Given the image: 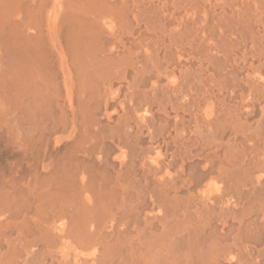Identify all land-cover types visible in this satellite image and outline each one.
Returning a JSON list of instances; mask_svg holds the SVG:
<instances>
[{
    "label": "bare ground",
    "instance_id": "6f19581e",
    "mask_svg": "<svg viewBox=\"0 0 264 264\" xmlns=\"http://www.w3.org/2000/svg\"><path fill=\"white\" fill-rule=\"evenodd\" d=\"M29 1L0 0V264H264V110L261 108L264 101L257 95H264V75L243 78L246 85L241 89L250 99H243L238 108L240 103L233 104L229 91L240 88L237 75L245 56L240 59L243 55L239 56V48L235 55L237 51L240 58L236 61L232 56L234 64L240 62L237 63L239 68L233 63L228 65L231 44L263 48L264 0H171L178 25L173 17L172 20L179 26L182 40L196 45L197 53L195 48L194 52L209 64L203 65L219 76H207L206 71L204 76L200 70L202 65L198 69L201 58L197 57L200 61L196 62L193 50L189 51L193 46L184 48L182 44V51L186 49V53L193 55L188 60H194V65L198 63L197 76L186 71V76L182 73L183 82L194 83L195 78L199 88L214 79L224 82L229 90L214 92L210 87V92L203 95L199 89L202 97L196 101L194 97L193 102L188 99L187 104L190 103L182 105V113L178 108V92L182 89L171 86L175 82L173 68L178 66L179 60L168 50L165 57L168 62H163V66L173 68L163 70L154 50L161 47L155 45L161 41L156 39L164 28L161 25L164 17L160 18L159 13L162 6L158 7L161 2L158 6L154 0H135L136 5H132L134 1L125 2L136 7L138 13L147 11L145 14L151 15L144 16L150 23L163 27L157 31L158 25L154 30L158 33L156 38L151 33H154L152 28L146 25L149 21H140L145 24L143 29L150 28L147 30L157 42L153 43L152 50L153 44L146 41L151 44L150 53L136 52L139 54L136 64L143 63L140 65L145 72L141 71L146 75L138 79L137 86L142 91L138 90L133 99V94L127 96L131 92L127 93L129 85V89L123 87L127 94L123 98L116 95L117 89H113L116 86L112 87L110 80L103 83V79L111 76L107 77V72L105 76V71L110 70L105 64L112 66L114 58L111 64L106 54L109 37L99 24L97 26V18L94 22L89 18L93 16L88 15L95 10L100 12L103 0H36V5ZM167 7L170 5L162 10L166 12ZM106 8L110 11L109 6ZM121 8L118 13L123 15L125 8L124 11ZM114 15H110L111 19ZM136 17L131 20L139 24L134 21ZM165 19L170 21L164 18L163 22ZM55 24H58L57 32L56 28L53 32ZM124 26L121 25L123 29ZM136 29L133 30L138 33ZM143 32L142 38L148 34ZM50 36L58 44L60 38L66 42L69 60L57 61L60 52L56 54V61L52 58L56 52L50 48L54 49L52 43H48ZM166 37H162L164 43ZM131 39L128 37L127 41ZM208 39L212 44L206 43ZM63 46L59 49L62 47V52L66 49L63 50ZM55 49L57 51L58 46ZM117 52L120 53L119 49ZM259 55L260 59L263 55V60L264 50L260 49ZM123 63L126 66V61ZM249 63L247 71L257 72L256 62L254 69ZM136 64L131 62V66ZM226 65L232 75L228 77L227 73L222 80L219 74ZM189 67L186 64L185 68ZM258 69L264 74V63ZM135 74H139L136 69ZM111 82L114 84L116 80ZM189 89L191 91L192 87ZM238 93L240 95V91ZM199 94L196 95L199 97ZM135 97L139 101L137 108ZM131 100H134L131 103L134 108L129 107ZM226 101L231 107L224 103ZM221 103L230 111L226 112L224 106L222 113ZM256 107L260 108L255 111ZM252 113L261 115L262 120L255 117L259 122L254 121L255 125L249 127L246 122ZM130 123L136 126V138L131 137L136 134L131 135L130 126L135 127ZM179 124L185 125L182 129H186L188 139L176 149H171L173 144L167 149L163 137L170 136L174 129L177 132ZM143 129L148 131V139ZM183 130L177 133L183 135ZM254 136H260L259 140L252 139L255 146L248 144L252 142L251 137L256 138ZM177 139L172 140L175 146L181 144ZM220 153L223 157L217 156ZM184 171L189 172L186 180H183ZM176 174L183 175L179 178L182 181Z\"/></svg>",
    "mask_w": 264,
    "mask_h": 264
},
{
    "label": "rangeland",
    "instance_id": "374dc122",
    "mask_svg": "<svg viewBox=\"0 0 264 264\" xmlns=\"http://www.w3.org/2000/svg\"><path fill=\"white\" fill-rule=\"evenodd\" d=\"M154 1H155V3L157 4V6H158V3L161 2L164 6L161 5V3H160V5H159L158 7L160 8V6H162V7H163V10H165L164 8H165L166 6H169V5H170V7H171L172 5L174 6V3L171 5V3L174 2L173 0H172V2H171V0H169L170 2H169L168 0H166V1H165V0H164V1H163V0H160V1H158V0H154ZM156 1H157V2H156ZM29 2H30L31 4L34 3L33 5H36V4H37V3H36V2H37L36 0H34V1H33V0H30ZM163 2H164V3L166 2V3H165L166 6H165V4H164ZM35 3H36V4H35ZM167 4H169V5H167ZM135 5H136V2H135ZM162 7H161L160 10H159V11H160V14H161V15H160L161 18H163V17H164V18H169L170 21H169L168 19H165L167 22H166V21L163 22V20H164V18H163V19H161V20H162V23H161V24H164V23L166 22V23H167V24L165 23V25H167V26H166V29L169 28L168 30H169L170 32H172V30L174 31L175 29H178V30H179V26H176V24L178 25V21H176L177 23L175 22V19L178 20V19H177L178 15H177L176 11L173 9V8H175V6H174L173 8H172V7H171V8H170V7H167L168 9H166V12L162 10ZM169 8H170V9H169ZM167 10H171V11L173 10V11H175V12H173V11L170 12V11H167ZM164 12H165V13H164ZM168 12H170V13H168ZM162 13H163V14H162ZM175 13H176V15H174ZM167 14H168V15H167ZM169 14H171V15L173 14V16H171V15H169ZM163 15H164V16H163ZM137 16H139V18L136 17V18H137V19H136V20H137L136 23H137V22H140V21H142V23L147 22V21L145 20L147 16L145 17V16L142 15L143 17H145L144 19H143V17H142L141 15H137ZM167 16H168V17H167ZM170 16H171V17H170ZM174 16H175V17H174ZM176 16H177V17H176ZM140 17H141V19H140ZM172 17H173V19H174V22L176 23L175 25H174V22H173V20H172ZM139 19H140V20H139ZM143 20H144L145 22H144ZM100 21H101V18H100ZM170 22H171V23L173 22V23L170 24V25H168V23H170ZM140 23H141V22H140ZM140 23L137 24V26H138L137 29H138V30L136 29V30L138 31V33L140 34V36H139V34L136 33V42L138 43V44L136 43V52L138 51L137 53H139V52H141V51H142V52H143V51H146V52L149 51L148 53H150V52L153 50V48H155L153 43H156L157 41L161 40V41H159V43L157 42L155 46L158 47V46H157V44H158V45H160L161 47H165V50L162 49L161 47L158 48V49L161 51V53H160V51H159L157 48L154 49V50H156V53H157V50L159 51L158 54L161 55V56L159 55V56H160L159 59H160V61H161V63H162V66H163V64H165V63H163V62H166V60H165V58H164V54H165V52H166L169 48H171L170 46H172V45L174 44V43L172 44V41H171V39H170V36H169V32H168V30L166 31L168 34H167V33H166V34L163 33V32H165V31H161V33L158 34L157 32L155 33V31H154V30H156V29H152V30L154 31V33H153L152 31H151V33L154 34V36H155L156 38H157V34H158V36H159V38L156 39V40H157V41H156V40H155V37H154V36L152 37V34H151L150 32H148V30H147V29H150V28H148V27H150L149 22H147L148 24H146V25L148 26V27H147V26L145 27L146 30L143 29L144 27H142V26H144L145 24H142V23H141V24H142V25H141ZM165 25H163L164 28H165ZM174 26H176V28H175ZM139 27H140V28H139ZM141 27H142V29H141ZM170 27H171L172 29H171ZM173 27H174V28H173ZM162 28H163V27H162ZM162 28H161V29H162ZM170 29H171V30H170ZM139 31H141V32H139ZM142 31L145 32V33L143 32V34H147L146 32H148L147 36L149 37V39H148L147 36H146L147 38H146V37H143V38H142V36H141ZM149 31H150V30H149ZM157 31H158V30H157ZM175 31H176V30H175ZM175 31H174V32H175ZM176 32H178V36H180V33H181V32H179V31H176ZM149 33H150V34H149ZM162 33H163V34H162ZM164 34H165V36H164ZM181 34H182V33H181ZM112 36H113V37H112ZM112 36H111V37H112V38H111V41L114 42V43H115V42L117 43V40H115V39L117 38V36H116V35H112ZM166 36H168V37H166ZM139 37H140V39L138 40ZM162 37H163V38L166 37V39H165V43H166V44L164 43V39H163ZM113 38H114V39H113ZM144 38H145L146 40H145ZM150 38H151V39H150ZM232 38H234V37H232ZM53 39H55V38L51 37V39H50L51 41L49 42L50 44L52 43L51 45L54 46V49H52L53 47H50L51 50H52L53 52H56V53L52 56V58H53L55 61H56V59H58L57 61L69 60V59H70V58H69L70 56H68L67 53H66L67 49H65V48H66L65 45H64L65 43H64L62 40H61V41L58 40V41L61 42V43L59 42L60 46H61V45H62V46L64 45V46H63V50L65 49L64 52L66 53V56H65L66 59H65V58L63 59V56L65 55V53L62 52V47H61V50H59V49H60V46H59V44L57 43V40H53ZM112 39H113V40H112ZM142 39H143V42L141 41ZM153 39H154V40H153ZM167 39L169 40V42H168ZM52 40H53V41H52ZM144 40H145V41H144ZM150 40H152V41H154V42H152V41H150ZM209 40H210V39H208V40L206 41V43H207V44H212L213 41H211V40L209 41ZM231 40H233V39H231ZM54 41H55L56 43H55ZM146 41H147V42H151V43L153 44L152 47H151L152 50H151V48H149V47H150L149 45H151V44H148ZM181 41H182L183 43H182ZM53 42H54V43H53ZM141 42H142L143 44H142ZM145 42H146V44H148V46H147L148 48L145 46V45H146ZM162 42H163L165 45L163 44V46H162V45H161ZM170 42H171V44H170ZM185 42H186V41L181 40V36H180V42L176 43L177 45L172 47L173 50H174V47H175V50H174V51H175V54H176L177 60H179V61H178V66H174L175 68H173V67L170 65V69L167 68V66H168L167 64L163 66V70H164V68H166L165 70H168V71L171 70L172 68L175 69V71H174L175 82L173 83V86H174L176 89H177V88H181L182 90H184V93H185V94H186V92H187V94H188V95H185L184 93H181L182 90H181L180 92H178V93H179L178 95H179V97H180V103H181L180 106H179L180 109H181V113H182V108H181V106H182V101H183L185 104H187L188 99H189V101L191 102V101H194V97H195V101H196L198 98H200V96L202 97V94H203V95H206L208 92H210V91H209L210 87H211L210 90H211V91L214 90V92H216V91H218V90H219V91H225V90H226V91H229V90H227V88H225V83H224V82H223V83H219V82H217V81L214 80V79H213V81L208 80V81H207L208 84L205 82L207 85H206L205 83L201 84V86H199V88H197L196 83H197L198 81H197L195 78L192 79V80L196 81V82H194V83H193V81H192V82L190 81V83H188L187 80H185V82H183L184 77H185L186 74H188V73H190V74L193 73V74H194V75L192 74L193 77H194V76H197L198 72H197V69H195V68H197L198 63H199L198 61H200V59H197V60H196V58H197V57H198V58H199V57L201 58V55H199V53L196 54V53H197L196 45H193V43L191 44L190 42H186V43H185ZM62 43H63V44H62ZM139 43H140V45H139ZM160 43H161V44H160ZM167 43H169L170 45L167 44ZM180 43H181V44H180ZM187 43H190V45H189V44L187 45ZM54 44H55V45L58 44V45H57V46H58L57 51H55V50H56L55 47H57V46H55ZM141 44H142V46H141ZM182 44H183V45L185 44V45H184V48H185V47L187 48V47L193 46V47H190V48H189V51H190V50H193L194 48L196 49V50L194 49V50L196 51V53L194 52V50L192 51V54H193V52H194V54L196 55V56L193 58L194 60H196V62H198L196 65H194V64L196 63L194 60H193V61H194L195 63H192L193 61H191L190 58H189L190 60H188V57H190L191 54L189 55L190 52L186 53V49H184V48H183V49H184L185 51H182V46H183ZM194 44H195V43H194ZM241 44H242V43H241ZM51 45H50V46H51ZM166 45H167L169 48H168ZM239 45H240V44H238V45L233 44V46H232V44H231V46L229 47L230 57H229V60H228V62L230 63V64H228V65H231V64L234 62V60L232 59L233 57H235V60H236L237 57H238V59H239V58L241 57V55H243V56H242L240 59L244 58V56H245V59H243V60H244L243 62L240 61V62H241V63H240L239 61L236 62L237 60L235 61L236 67H237V65H239V64H237V63H240V65H239L240 68L237 67V68H239V70H240V72H239V74H238L239 76L237 75V77H238V84L240 85V88H239V87H234V88H233V89L236 90L237 92H236V91H233V90H231V91H233V92L229 91L231 97L233 98V99H232V102H234L233 104L236 105V104L240 103V104L237 105L238 108H240L239 105L241 106V101H242L243 99H248V100L250 99V98H248V97H247V98L245 97L246 94H245V92L243 91V89H241L242 85H243V86L246 85V80L243 79V78H244L245 76H246V78H247V76L250 78V77H260V76H263V75H264V74L262 73V71H261L260 69H258L259 67H262V64L264 63V59L262 60L263 55H262V58H261V59H260V55L258 56V52H259V50H260V49H261V50H264V45H263V48L260 47V49H258V48L255 47L254 45L247 44V46H246V44L243 43V44H242V45H244L243 47H245L246 49L248 48V50H247V53L249 52L248 54H247L246 51H245L246 49L243 48L242 45H241V47H239ZM249 45H250V46H249ZM143 46H144L145 48H144ZM248 46H249V47H248ZM253 46L255 47V49H253ZM111 47H112V46H111ZM139 47H141L142 49L139 48ZM235 47H236V48H235ZM238 48H239V49H238ZM236 49H238V51H240V54L236 51L237 55L239 54L240 57L237 56V55H235V50H236ZM241 49H243V50L245 49V50H244V53H246V55L243 53V51H242ZM249 49H250V50H249ZM140 50H141V51H140ZM150 50H151V51H150ZM163 50H164L165 52H163ZM187 50H188V49H187ZM251 50H252L253 52H250ZM254 50H257V51L254 52ZM181 51L184 52V54H183ZM57 52H60V53H62V54L64 53V54H63V55L61 54V56H60V53L57 54ZM142 52H141V53H142ZM154 52H155V51H154ZM162 52H163V55H162ZM179 52H181L182 55H180L181 53L179 54ZM137 53H136V55L138 56L140 53H139V54H137ZM56 54H57L58 57H56ZM186 54H188V56H185ZM249 54L252 56V58H251V56L249 57ZM254 54H255V55H254ZM178 55H180V56H178ZM198 55H199V56H198ZM253 55H254V56H253ZM67 56H68V57H67ZM232 56H233V57H232ZM257 56H258L259 59L256 60L255 57L257 58ZM55 57H56V59H55ZM182 57H183V58H182ZM185 57H186L187 59H186ZM191 57H193V55H191ZM248 57H249L251 60H249ZM253 57H254L255 62H256V65H255V66H257V67L253 66V65L255 64V62L253 63V61H252ZM163 58H164V60H163ZM202 58H203V57H202ZM202 58H201V61H200V63H199V67H198V69H199L200 66L202 65V68L200 69V70H202L201 73H202V74L204 73V74H203L204 76H206L205 74L208 73L207 76H208V75H209V76L213 75L214 77L216 76V78H218L219 76L217 77V74H216V73H213V74H212V73H211L212 71H211V70H208L209 67H206V66H208L209 64L207 65L206 60H205L204 58H203V59H204L205 61L202 62ZM230 58H231V60H230ZM59 59H60V60H59ZM254 59H253V60H254ZM137 60H138V59H137ZM180 60H182V61H180ZM258 60H260V63H259ZM261 60H262V61H261ZM183 61H184V63H183ZM249 61L251 62L252 69H254V67H255V69L257 68V72H256L255 70H254V72H253L251 69H249V71H247V66H248ZM186 62H187V63H186ZM245 62H248V63H245ZM137 63H138V62H137ZM179 63H180V64L182 63V65H180ZM190 63H191V65H192L191 67H189V66H190ZM205 63H206V64H205ZM186 64H187V66H188L189 68H185ZM203 64L206 65V66H204ZM233 64H234V63H233ZM233 64H232V65H233ZM235 64H234V65H235ZM241 64H242V66H241ZM243 64H244V65H243ZM249 64H250V63H249ZM257 64H258V65H257ZM260 64H261V66H259ZM228 65L225 66V68L227 69V71H226V69H225V70L223 69V70L221 71V74H219V75L222 76V78H221L222 80L225 78V76L227 77V75H228V77H229L230 74H231V73H230V74L228 73V68H227ZM140 66H141V65L138 63V64H137V70H140ZM182 66H183L185 69H183ZM194 66H196V67H194ZM244 66H245V67H244ZM251 66H250V68H251ZM63 67H64V66H63ZM168 67H169V66H168ZM171 67H172V68H171ZM179 67H180V69H179ZM192 67H193V68H192ZM241 67H242V69H241ZM248 67H249V66H248ZM176 68H177V69H176ZM245 68H246V70H245ZM181 69H182V70H181ZM193 69H194V71H193ZM205 69H206V70H205ZM183 70H184V71H183ZM195 70H196V72H195ZM244 70H245V72H243ZM259 70H260L261 73L259 72ZM177 71H178V73H177ZM180 71H181V72H180ZM186 71H187L188 73H187ZM205 71H206V73H205ZM207 71H208V72H207ZM224 71H225V75H224ZM241 71H242V73H241ZM179 72H180L181 74H180ZM194 72H195V73H194ZM247 72H248V73H247ZM255 72H256L257 74H255ZM258 72H259V73H258ZM176 73H177V74H176ZM182 73H185V74H184L185 76H183ZM227 73H228V74H227ZM249 73H250V74H249ZM178 74H179V75H178ZM215 74H216V75H215ZM226 74H227V75H226ZM241 74H243V75H241ZM246 74H248V75H246ZM258 74H259V75H258ZM260 74H261V75H260ZM66 75H67V73H66ZM69 75H70L71 77H73V76H74V73H73L72 71H70V72H69ZM160 75H161L162 78H165V77L168 78L167 75L164 76L165 74H160ZM231 75H232V74H231ZM178 76H179V77H178ZM182 76H183V77H182ZM221 76H220V77H221ZM241 76H242V77H241ZM177 77H178L179 80H181L180 82H179V80L177 79ZM240 77L242 78V80H241ZM177 81H178V83H180V84H178ZM239 81H241L242 84H240ZM244 81H245V83H244ZM101 82H102V81H101ZM186 82H187V83H186ZM103 83H104V82H103ZM192 83H193V84H192ZM185 84H186V86H185ZM187 84L189 85L188 89H187ZM194 84H195V85H194ZM220 84H221V85H220ZM222 84H223V85H222ZM183 85H184V86H183ZM199 85H200V84H199ZM204 85H205V87H204ZM208 85H211V86H208ZM176 86H177V87H176ZM190 86L192 87L193 92H192V90L190 91V89H189V88H191ZM223 86H224V88H223ZM195 87L198 89L197 92L195 91V90H196ZM202 87H203V89H202ZM208 87H209V88H208ZM193 88H194V89H193ZM212 88H213V89H212ZM237 88H238V90H237ZM128 89H129V88H128ZM199 89H201V91H202V94H201V91H200V94H201V95L199 94ZM204 89H208V90H204ZM223 89H224V90H223ZM102 90H106V89H102ZM130 90L132 91L131 88H130L128 91H130ZM178 90H180V89H178ZM178 90H177V91H178ZM185 90H186V92H185ZM188 90L190 91V95H189V91H188ZM125 91H126V90H125ZM128 91H127V92H128ZM206 91H207V92H206ZM239 91H240V95H239V93H238ZM195 92H196V94H197V93L199 94V97H198V95L195 94ZM204 92H206V93H204ZM241 92H242V93H241ZM191 93H194V95L191 96ZM234 93H236V94H234ZM237 93H238V94H237ZM183 94H184V95H183ZM233 94H234L235 96L237 95V96H236V99H235V97H233ZM195 95H196L197 97H196ZM242 95H243V96H242ZM257 95L260 97V98H259L260 100H263V101H264V95H260V94H257ZM185 96H186V97H185ZM258 96H255V99H256ZM131 97L133 98V96H131ZM131 97H130V98H131ZM187 97H188V98H187ZM243 97H245V98H243ZM182 98H183V100H181ZM184 98H185V99H184ZM196 98H197V99H196ZM240 98H241V99H240ZM190 99H191V100H190ZM237 99H238V100H237ZM255 99H254V100H255ZM236 100H237V101H236ZM239 100H240V102H238ZM256 100H258V99H256ZM132 101H133V100H131V101L129 102V104L133 103ZM252 101H253V100H252ZM224 103H226V105L228 104L227 106H229V104H230V103H228L227 101L224 102ZM224 103H221V104H220V105H221V108H220L221 110H220V111H221L222 113L225 112L224 110H227L226 112H229V111H230V110L228 111L229 107H226ZM131 105H132V104H131ZM220 105H218V107H220ZM262 105L264 106V102L262 103ZM262 105H261V106H262ZM129 106H130V105H129ZM137 106H138V105H136L135 108H136ZM224 106H225V107H224ZM261 106H260V107H261ZM263 106H262L261 108H263V110H264V107H263ZM130 107L134 108V105H132V106H130ZM179 107H178V108H179ZM223 107H224V110H222ZM230 107H231V104H230ZM260 107H256L257 109H255V111L258 110ZM226 108H227V109H226ZM221 112H220V113H221ZM263 112H264V111H263ZM263 112H262L261 115H263ZM181 113H180V114H181ZM255 113H256V112H255ZM255 113H252V116H251L250 119H249L250 121L248 120V121L246 122V123L249 125V127H251L252 124H253V126H254L256 123H258L259 121L262 120V118L259 117V116H261V115H256ZM183 114H185V113H183ZM253 116H254V117H253ZM184 117H185V116H184ZM255 117H259V118H260V119L258 118V120H259L258 122H257V118H255ZM262 117H263V119H264V115H263ZM254 118H255V120H254ZM252 120H253V121H252ZM240 121H242V122H240ZM254 121H255V122H254ZM253 122H254L255 124H254ZM239 123H244V122H243V120H239ZM129 125H134V123H132V124L130 123ZM253 126H252V127H253ZM130 127H132V128H130V130L132 129V131H133V133H132V132L129 130L130 133H131V135H132V134H136L135 137H133L134 135H132L131 137H132V138H136V136H138L137 131H136V130H137V129H136V126L134 125L135 129L133 128V126H130ZM184 127H185V125H184V126H181V125H180V126H178V128H177L176 130H178V131L181 132V131L183 130L182 128H184ZM180 128H181V130H180ZM171 129H172V128H171ZM171 129H169V132L172 131ZM143 130H145V129H143ZM185 130H186V129H185ZM185 130H183V132H184ZM135 131H136V132H135ZM173 131H174V132H171V133H170V136L164 135V137H163V141H165V143H166L165 146H166L167 149L171 147L170 144H173V145H174V142H173V141L177 139L176 137H178V139H177L178 142H179V139H180V142H179V143H181V144H180V145L178 144V145H176V146L174 145V148H173V145H172L171 149H176V148H178L179 146H182V142H185V141L188 139V138H186V137H188V134L186 133V131L183 133V135L181 134L182 132H181V133H180V132L177 133L178 131L176 132L175 129H174ZM134 132H135V133H134ZM142 132L144 133L145 136H147L146 138L148 139V131L145 130V131H142ZM146 132H147V133H146ZM149 133H150V130H149ZM172 133H173V134H172ZM176 133H177L178 136L176 135ZM185 133H186V134H185ZM238 133H239V132H237V134H238ZM146 134H147V135H146ZM179 134H181V135H179ZM190 134H191V133H190ZM240 134H241V132H240ZM240 134H239V135H240ZM171 135H172V136H171ZM186 135H187V136H186ZM173 136H174V137H173ZM182 136H183V138H182ZM131 137H130V138H131ZM142 137H144V136L142 135ZM167 137H168V139H167ZM169 137H170V138H169ZM179 137H181L182 140H181V138H179ZM184 137H185V138H184ZM254 137H256V136H254ZM257 137H258V136H257ZM257 137H256V138L251 137V141H252V139H255V140L257 139V140H259V139H260V138H259L260 136H259L258 138H257ZM132 138H131V140H133ZM144 138H145V137H144ZM175 138H176V139H175ZM147 139H146V140H147ZM134 140H135V139H134ZM172 140H173V141H172ZM255 140H253L252 142H248V144L255 146V145H254V144H255V143H254ZM168 143H169L170 146H168ZM252 143H254V144H252ZM147 145H148V144H147ZM177 146H178V147H177ZM169 150H170V149H169ZM169 150L167 151L168 153L171 152V150H170V151H169ZM217 156L223 157L221 153H220L219 155H217ZM215 170L217 171V169H214V171H215ZM218 170H219V169H218ZM144 171H145V170H144ZM187 173L189 174V172H187V171L185 172V171H184V172H183V175H184V176H183L182 174H180V175L178 174L179 176L176 174L175 176H177V178H178L179 181L181 180V179H179L180 177H181V178L184 177L183 180H186V178H188V176H189ZM185 174H186V175H185ZM187 175H188V176H187ZM182 176H183V177H182ZM185 176H186V177H185ZM130 178L133 179L134 177L132 176V177H130ZM177 178H176V179H177ZM181 181H182V180H181ZM136 186L139 187L138 185H135V187H136ZM135 187H134V186H131V189H132V188H135ZM137 187H136V188H137ZM140 187H142V186H140Z\"/></svg>",
    "mask_w": 264,
    "mask_h": 264
},
{
    "label": "crops",
    "instance_id": "0c3cea01",
    "mask_svg": "<svg viewBox=\"0 0 264 264\" xmlns=\"http://www.w3.org/2000/svg\"><path fill=\"white\" fill-rule=\"evenodd\" d=\"M108 4V5H105L106 3ZM117 1H118V3L120 4H117ZM134 1V4L132 3ZM100 2V1H99ZM110 2V3H109ZM114 2V3H113ZM123 4H122V3ZM125 2H128V3H132V5H135V0H125V1H123V0H103L101 3H103V5L104 6H106V7H108L109 6V8H110V11L113 13V14H111V12L110 11H108L107 10V8L105 7V8H103L104 6L102 5V4H100V5H102V6H100L99 5V7H101L103 10H101V8H100V12H101V15H100V12H99V10L97 11V10H95V11H93V14L92 13H89L88 15H90V16H93V17H89V16H87V17H89L90 19L92 18V19H94V18H97V20H99V21H97L96 20V24H97V26H98V24L100 25V26H98V27H100L103 31H105V33H106V35L109 37V43L107 44L108 46H106V49H107V51H106V54H107V57H110L109 59L111 60V64L113 63L112 61H113V58H114V63L112 64V66L111 65H106L105 64V66L107 67V68H109L110 70H107V71H105V76H106V72H107V77L109 76V74H111V76H109V78H108V80H107V78L106 79H103V82H106V83H109V80H110V83H111V85H112V87H113V85L114 86H116V88H114L113 87V89L114 90H116V95L118 96V97H123L124 98V94L126 93V91H125V89H123V87L125 88H128L127 87V85H129L130 87L129 88H131L132 89V91L130 92V91H128V92H130L128 95L127 94H125V95H127V96H130V95H132L133 94V99H134V95L135 96H137V93H138V90H140L139 89V87L137 86V81H138V79L140 78V77H142V76H145L146 75V73H144L145 75H142V71L143 72H145L144 70H143V66L141 65L140 66V71L139 70H137V64H136V60L137 59H139V55L137 56L136 55V33H135V31L133 30V29H136V27H135V25L137 26V24H135L132 20H131V18H133V17H136L137 15H141L142 14V12L144 13L143 14V16L144 15H147V16H149V15H151L150 13L149 14H145V13H148L147 11H141V10H139V13L137 12L138 10H136V7L134 8V6H132L133 7V11H132V7L130 6V4H128V3H125ZM126 5H125V4ZM113 4V5H112ZM115 5H116V7H115ZM124 5L126 6V7H124ZM110 6H112V8L110 7ZM114 6V7H113ZM122 6L123 8H121V9H123V11H124V8H125V11L123 12L122 10H121V12H123V15H125L126 14V16H124V18L122 17L123 15H121L122 13H118V11H120V7ZM99 7H98V9H99ZM119 7V8H118ZM131 7V8H130ZM108 8V9H109ZM114 8V9H113ZM128 8V9H127ZM131 9V12H129L128 10H130ZM118 9V10H117ZM126 9H127V11H126ZM110 13V15H114V13L116 12V14L115 15H117V18H115L116 16L114 15V16H112V17H114V18H112L111 19V16L109 15V13L107 12V11ZM112 10H114V11H112ZM141 11V12H140ZM96 12V15L94 14ZM99 12V13H98ZM105 12H107V13H105ZM126 12V13H125ZM127 12H129V13H131V15H132V13H133V17L129 14V13H127ZM99 15H98V14ZM103 13L104 14H106V15H108V16H106L105 15V17L103 16ZM159 13H160V11H159ZM120 14V15H119ZM135 14H137L136 16H135ZM119 15V16H118ZM161 15V14H160ZM99 16V17H98ZM128 16V17H127ZM100 17H101V20L102 21H100ZM122 17V18H121ZM126 17H127V19H126ZM130 17V18H129ZM108 18V20H106ZM120 20H119V19ZM129 18V19H128ZM160 18H161V16H160ZM116 20V22H118V23H116L114 20ZM130 20V22L132 21L133 23H131V25H130V22L128 21H124L123 23L124 24H129V25H127L126 27L124 26V24L122 23V21L121 20ZM104 20H106L105 22H104ZM118 20V21H117ZM146 20L147 21H149L147 18H146ZM94 22H95V19L93 20ZM111 21V22H110ZM121 21V23L119 24V22ZM135 22H136V18H135V20H134ZM113 22V23H112ZM102 25H101V24ZM116 23V24H115ZM149 23H150V21H149ZM117 24H119V25H117ZM152 23H150V27L152 28V29H157L158 28V25L156 26V24L155 23H153L152 25H151ZM109 25V26H108ZM111 25V26H110ZM116 25H117V27H116ZM121 25L122 26H124V29L121 27ZM133 25V26H132ZM154 25V26H153ZM162 26H163V24H161ZM161 25H159V28H158V31H159V29H161L162 28V26ZM106 26V27H105ZM128 26H130V27H128ZM153 26V27H152ZM104 27H105V29H104ZM112 27V28H111ZM116 27V28H115ZM119 27H121V29H118ZM128 27V28H127ZM135 27V28H134ZM161 27V28H160ZM55 28H56V32L58 31V24L56 25L55 24V26H54V28H53V32H55ZM107 28H108V30H107ZM128 30H127V29ZM166 28V27H165ZM165 28H163V31L165 30V31H167ZM117 29V30H116ZM111 31V33H107V31ZM124 31V33H122L123 31ZM131 30V31H130ZM120 31H121V33H120ZM133 31V32H132ZM177 31H178V29H177ZM116 32H118V33H116ZM179 32H181L180 31V29H179ZM113 33H115V34H113ZM120 33V34H119ZM131 34V36H130V34ZM133 33L135 34V38L133 37ZM178 32H173V30H172V32H170V38L172 37L171 36V34H175V36H173V37H175V38H173L174 39V41H173V39L171 38V40H172V42L174 43V44H176V43H178V41H180V39H178L177 37H178V34H177ZM182 33V32H181ZM117 34V43H114V42H112V41H110L111 40V36L112 35H116ZM118 34H119V36H121V34H122V36L121 37H119L118 36ZM124 34H125V36H124ZM126 34H128V37L131 39V38H133V39H131V40H129L130 42H131V44H129L130 42L129 41H127L128 40V37L126 36ZM180 36H181V34H180ZM124 37H127V39L126 38H124ZM122 39L121 41H118V40H120V39ZM126 39V40H124V39ZM49 39H51V36L48 38V40ZM59 40H62L63 41V39H59ZM124 40V42L126 41L127 43H124V42H122ZM178 40V41H177ZM181 40H182V36H181ZM65 41V40H64ZM176 41V42H175ZM50 42V40L48 41V43ZM120 42H122V43H120ZM66 43V42H65ZM110 43L112 44V47H111V45H110ZM116 44L115 46H114V44ZM120 43V44H119ZM50 44V43H49ZM118 44V45H117ZM123 44V45H122ZM109 45H110V47H109ZM120 45H122L121 47V49H120ZM129 45V46H128ZM132 45V46H131ZM133 45H134V47H133ZM124 46V47H123ZM128 46V47H127ZM131 46V47H130ZM49 47H50V45H49ZM125 47H127V48H125ZM133 47V48H132ZM115 48H117V49H115ZM130 48H131V50H130ZM67 49V48H66ZM109 49V50H108ZM113 49L115 50V51H113ZM118 49H119V52H120V50H121V54L120 53H118L117 51H118ZM112 50V51H111ZM126 50V51H125ZM169 50V52L170 51H172L173 53H175V51L173 50V48H169L168 49ZM168 50L166 51L167 52V54H166V52H165V54H164V58L165 57H167L166 55H168L169 54V52H168ZM109 51H110V53H109ZM115 52V53H114ZM117 52V53H116ZM124 53V54H123ZM110 54V55H109ZM114 54V55H113ZM126 54H127V56H126ZM155 54H157V57H158V60H159V62H161L160 61V59H159V54L158 53H156L155 52ZM98 55V54H97ZM112 55V56H111ZM115 55H117V56H115ZM119 55H120V57H122V58H125L126 57V59L127 60H123L122 58L120 59V57H119ZM141 55V54H140ZM114 56V57H113ZM125 56V57H124ZM175 56H176V54H175ZM98 58H100V56H97ZM129 57V58H128ZM118 58V59H117ZM131 58V59H130ZM128 59H129V61H128ZM117 60L119 61V62H117ZM120 60H121V64H120ZM165 60H166V58H165ZM124 61H126V66L127 65H129V68H127L126 69V66H124ZM133 63V64H136V66L135 65H133L134 66V68H133V66H131V62ZM140 61V60H139ZM167 61V60H166ZM129 62H130V64H129ZM138 62V61H137ZM168 62V61H167ZM166 62V63H167ZM116 63V64H115ZM140 64H143V63H141L140 62ZM119 65H121L120 66V68H119ZM161 66H162V63H161ZM172 66V65H171ZM122 67H124V68H122ZM131 67H132V70H134V73H135V69H136V73H139L138 75H136V76H134V73L132 74V70H130L131 69ZM142 67V68H141ZM173 67V66H172ZM112 68V69H111ZM118 69V70H117ZM121 71H120V70ZM123 70V71H122ZM126 70V72H124ZM130 71V73H129V71ZM142 70V71H141ZM116 73H117V75H116ZM123 73H124V75H123ZM126 73H129L130 74V76H129V74H126ZM122 75H123V78H122ZM139 75H141V76H139ZM117 76V77H116ZM127 77H128V79L129 80H127ZM125 78V79H124ZM137 78V79H136ZM118 79V80H117ZM111 80H113V81H115L116 80V82H114V84H113V82H111ZM131 80H133V81H131ZM136 80V81H135ZM102 81V80H101ZM125 81H127L126 83H128V84H126L125 83ZM134 81L136 82L135 83V85H133L134 84ZM119 83V85H118V83ZM124 84H122V83ZM130 82V83H129ZM117 83V84H116ZM132 85V86H131ZM122 86V87H121ZM134 86V87H133ZM172 87H174L173 86V84L171 85ZM119 88V89H118ZM135 88H138V89H135ZM143 89V91L145 90V89H147V88H142ZM135 90H137V92H135ZM124 91V92H123ZM142 90H140V92H141ZM121 92H122V94H121ZM127 92V93H128ZM135 93V94H134ZM121 94V95H120ZM127 96H125V97H127ZM139 96V95H138ZM130 98V97H129ZM137 97H135V99H136ZM131 99V98H130ZM138 99H139V101H140V99H141V97L139 96L138 97ZM138 99H136V101H134L135 103H137V101H138ZM138 101V102H139ZM133 102V103H134ZM193 102V101H192ZM179 103H180V100H179ZM190 103V102H189ZM189 103L188 104H185L184 102H182V105L184 106V105H189ZM181 104V103H180ZM180 104H178V107L180 106ZM136 105V104H135ZM137 105H138V103H137ZM140 105V104H139ZM183 106H181V108L183 107ZM130 107V106H129ZM139 107V106H138ZM137 108V107H136ZM179 125H181V124H179ZM178 125V126H179ZM184 126V125H183ZM131 139V138H130ZM146 140V139H145ZM133 171H134V169H132Z\"/></svg>",
    "mask_w": 264,
    "mask_h": 264
}]
</instances>
